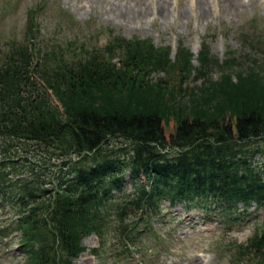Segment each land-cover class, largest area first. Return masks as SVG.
Returning a JSON list of instances; mask_svg holds the SVG:
<instances>
[{"label":"trees","instance_id":"16d2710c","mask_svg":"<svg viewBox=\"0 0 264 264\" xmlns=\"http://www.w3.org/2000/svg\"><path fill=\"white\" fill-rule=\"evenodd\" d=\"M39 32L31 18L25 38L13 40L0 54L2 151L8 148L15 156L9 148L26 141L49 151L48 159L53 149L70 159L47 204L53 193L46 197L51 184L50 172L42 169L46 160L40 159L37 171L0 157V211L7 205L22 211L16 225L22 245L32 251L27 264H71L82 250L81 240L105 227L131 251L137 226L149 223L166 202L202 207L228 223L245 219L253 204L264 209V161L256 160L264 149L250 145L264 137V83L253 66L234 82L236 59L220 61L208 44L194 66L183 44L173 60L167 47L119 36L76 59L51 50L36 62ZM214 68L222 71L216 81L209 77ZM153 71L184 78L195 71L205 80L189 92V104L175 105V87L169 91L162 78L152 83ZM35 73L53 90L63 112L45 89H34ZM171 115L177 128L167 138L164 122ZM117 139L128 146L110 148ZM262 225L247 243L229 245L236 264H264V219ZM10 226L0 227V234Z\"/></svg>","mask_w":264,"mask_h":264},{"label":"rangeland","instance_id":"374dc122","mask_svg":"<svg viewBox=\"0 0 264 264\" xmlns=\"http://www.w3.org/2000/svg\"><path fill=\"white\" fill-rule=\"evenodd\" d=\"M88 1L0 0V54L8 50L9 43L13 40L22 41L25 38L29 12H34L40 31L34 46L36 62H42L41 55L51 50L59 54L64 52L76 59L85 49L102 48L114 37L119 36L126 39H146L152 41L156 47H167L173 60L179 45L183 44L193 54L192 64L199 66V52L205 43L220 61L228 57L236 59L237 64L231 69L234 82L238 80L239 73L247 74L249 66H253L259 83H264V45H257L264 43V0H259L257 7H250L239 17L226 14L222 11L223 6L217 7L216 0H209L212 7L210 9L214 14L208 20L198 16L199 10L195 8L194 0H186L187 8L170 5L171 16L167 20L156 14L143 19L120 20L106 2L90 5ZM86 4H89L91 9H81V6ZM180 9H187L189 13L185 17H178L176 13ZM197 76L198 74L186 78L180 74L166 76L163 71H153L150 79L154 84L162 82L169 91L175 87L174 103L181 105L189 104V92L204 82V78ZM221 76V69L214 68L209 77L216 81ZM32 78L37 84L36 87L33 85L34 89H39L40 93L42 88L45 89L51 103L63 112L64 108L59 99L55 97L53 90L47 87L41 74L35 73ZM160 78L165 80L160 82ZM167 98L171 102L169 96ZM176 128L177 122L171 115V119L164 122L167 138L175 133ZM16 143H20L18 148H9L15 156L8 153V148L2 151L0 146V157L9 158L16 164H24L27 170L33 166L37 171L40 159L46 160L47 167L42 169L46 170L45 175L50 172V177L47 178L51 182L47 185L46 197L53 193L45 201L49 204L59 185L56 177L67 170L64 162L70 159L59 157L58 151L54 149L55 156L52 155L48 159L49 151L26 141ZM112 143L110 148L128 146L121 139ZM250 145L264 149V140L252 141ZM256 160L262 163L264 156L258 154ZM20 170L22 169L17 168L14 171ZM125 175V189L130 191L133 188L132 180L128 173ZM115 213L110 207L109 216L113 220ZM158 213L149 218V223L137 226L131 251L126 250L113 228L105 227L101 234L92 233L81 240L82 250L71 260V264H231V254L226 250L230 244L247 243L250 236L263 226L264 209L253 206L242 222L231 225L229 229L221 224L206 221L203 218V215H206L199 207L186 209L181 204L172 207L166 202ZM21 214L22 211H17L12 205H7L3 213L0 211V227L9 224L12 227V230L9 227L10 229L1 232L0 264H27L30 260L32 251L22 245L23 234L16 225ZM107 221L110 219L107 218Z\"/></svg>","mask_w":264,"mask_h":264},{"label":"bare ground","instance_id":"6f19581e","mask_svg":"<svg viewBox=\"0 0 264 264\" xmlns=\"http://www.w3.org/2000/svg\"><path fill=\"white\" fill-rule=\"evenodd\" d=\"M107 3L113 8L117 18L124 20L143 19L152 14L160 15L164 20L170 18L169 6L178 5L180 8H187L186 0H89L91 5L94 3ZM195 8L199 10L198 16L203 20H208L214 12L209 4V0H194ZM217 7L223 6L222 11L228 15L241 16L250 7H257L259 0H216ZM89 4L81 6V9H91ZM88 7V8H86ZM187 9H180L177 12L178 17H185L188 14Z\"/></svg>","mask_w":264,"mask_h":264}]
</instances>
